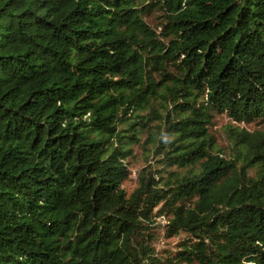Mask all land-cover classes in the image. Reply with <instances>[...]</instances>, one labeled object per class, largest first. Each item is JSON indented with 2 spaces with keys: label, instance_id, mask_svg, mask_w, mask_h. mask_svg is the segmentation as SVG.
<instances>
[{
  "label": "trees",
  "instance_id": "1",
  "mask_svg": "<svg viewBox=\"0 0 264 264\" xmlns=\"http://www.w3.org/2000/svg\"><path fill=\"white\" fill-rule=\"evenodd\" d=\"M241 123L264 124V0H0V264H264ZM141 143L163 170L128 194ZM159 204L185 233L163 254Z\"/></svg>",
  "mask_w": 264,
  "mask_h": 264
},
{
  "label": "rangeland",
  "instance_id": "2",
  "mask_svg": "<svg viewBox=\"0 0 264 264\" xmlns=\"http://www.w3.org/2000/svg\"><path fill=\"white\" fill-rule=\"evenodd\" d=\"M161 17L159 13L153 12L150 15L146 16V20L151 26L156 30H160V21ZM237 125L236 123L230 122V120L225 115H217L215 117L213 133L217 138V142L223 151L229 153L232 149V144L230 138L228 137L227 128L229 125ZM241 127H245L248 130H259L264 132V124H245L241 123ZM141 142H149V139H146L147 134L142 133L140 135ZM146 139V140H145ZM133 154L127 159L128 167L130 170L129 178L126 179L123 183V187L126 189L128 194L132 193L136 187L140 184V176L145 172V170L152 172L153 176H157V173H160L163 169L160 156H157L155 151H151V146L146 144H134L132 147ZM176 167L172 166L169 169H175ZM178 169H181L178 168ZM162 204H159L158 207L154 209V223L151 227V233L153 234L152 245L156 248L159 253H165V251L175 250L177 248L178 242L184 238L185 233L181 232L178 235H169L168 233V223L170 215L162 213L160 210ZM158 212V213H157ZM157 213V214H156ZM194 264H198L195 262Z\"/></svg>",
  "mask_w": 264,
  "mask_h": 264
}]
</instances>
